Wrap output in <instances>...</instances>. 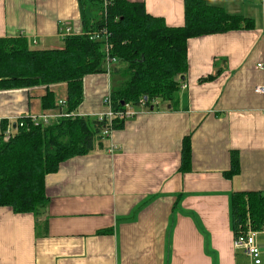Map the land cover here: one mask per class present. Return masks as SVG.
I'll return each mask as SVG.
<instances>
[{
    "label": "crops",
    "instance_id": "1",
    "mask_svg": "<svg viewBox=\"0 0 264 264\" xmlns=\"http://www.w3.org/2000/svg\"><path fill=\"white\" fill-rule=\"evenodd\" d=\"M126 1L167 27L183 25L182 0ZM206 2L252 28L189 39L175 108L134 109L122 129L62 163L45 177L49 201L37 217L0 207V264H253L233 247L230 195L264 192V94L254 92L264 87V0ZM63 23L82 33L76 0H0V38L22 36L30 50L61 49ZM50 90L56 106L65 102L64 84ZM44 92L0 91V123L56 115L42 109ZM109 92L108 73L86 76L76 115L104 114ZM185 137L191 166L182 173ZM231 152L240 171L227 179ZM256 233L264 248V231Z\"/></svg>",
    "mask_w": 264,
    "mask_h": 264
},
{
    "label": "trees",
    "instance_id": "2",
    "mask_svg": "<svg viewBox=\"0 0 264 264\" xmlns=\"http://www.w3.org/2000/svg\"><path fill=\"white\" fill-rule=\"evenodd\" d=\"M82 33L63 38L57 50H30L27 40L0 38V91L43 87L41 107L57 108L52 86L64 84V110L75 113L83 100V80L88 75L108 73L109 102L114 113L124 112L128 105L138 109L156 108L167 103L175 108L187 71L186 43L189 39L251 29L253 22L230 15L206 0H182L183 25L167 27L160 18L149 15L141 3L126 0H76ZM97 39H93V35ZM114 61L115 63H112ZM214 76L200 79L211 81ZM9 139L3 135L7 122L0 123V207L14 214L37 217L48 205L44 180L59 166L90 153L104 140V121L95 118L67 117L34 125L29 117L17 120ZM125 121L114 118L108 129H122ZM191 166L190 139L182 142L179 171ZM240 171L238 156L230 155L227 179ZM230 216L234 236L248 229L264 231V192H234L230 195ZM37 230V235H42ZM98 234H110L102 231Z\"/></svg>",
    "mask_w": 264,
    "mask_h": 264
},
{
    "label": "built area",
    "instance_id": "3",
    "mask_svg": "<svg viewBox=\"0 0 264 264\" xmlns=\"http://www.w3.org/2000/svg\"><path fill=\"white\" fill-rule=\"evenodd\" d=\"M60 30L64 32L63 38L70 35L69 34L70 29L66 26L65 23L60 25ZM92 37L93 39H97V36L95 34ZM111 62L115 63L114 61H111ZM257 68L262 69L263 66L261 64H258ZM185 87H186L185 85L181 86L182 89H185ZM254 92L256 94H264V87H256L254 89ZM64 106H65V102H59L57 105V109H59L60 111L57 112V114L54 115L53 117L42 115L38 117L29 116V118L34 125H37V123L39 122L46 124L48 122H52L60 118L75 117V116L79 117L78 115H76V113L65 112V110L63 109ZM104 106L106 108L105 113L97 116V119L99 121H104L106 124L102 132V137L104 140L108 139L111 134V131L108 129L111 120H113L114 118H118L119 120L126 121L128 119L133 118L138 113V112H135L134 109L128 105L125 106L124 112L114 113L110 109L109 97L105 99ZM138 107L140 108L141 111L146 110L144 108L143 100L139 101ZM22 126H23V123L17 122V120L15 121L12 127L8 125L7 129L4 132L3 139L4 140L9 139V137L15 133L17 128H21ZM114 149L115 147H111L109 151L112 152ZM256 235L257 233L254 231H251L250 229H248L244 233H239L235 235L234 240H233V247L235 250L242 251L247 257L250 258L253 264H261L262 260L264 259V248L258 246V244L256 243V239H255Z\"/></svg>",
    "mask_w": 264,
    "mask_h": 264
},
{
    "label": "water",
    "instance_id": "4",
    "mask_svg": "<svg viewBox=\"0 0 264 264\" xmlns=\"http://www.w3.org/2000/svg\"><path fill=\"white\" fill-rule=\"evenodd\" d=\"M150 110H153V107H151Z\"/></svg>",
    "mask_w": 264,
    "mask_h": 264
}]
</instances>
